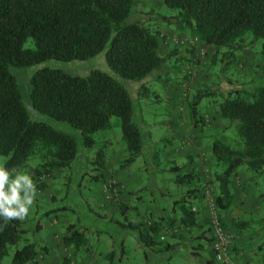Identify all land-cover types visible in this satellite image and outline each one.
Instances as JSON below:
<instances>
[{
    "label": "trees",
    "instance_id": "1",
    "mask_svg": "<svg viewBox=\"0 0 264 264\" xmlns=\"http://www.w3.org/2000/svg\"><path fill=\"white\" fill-rule=\"evenodd\" d=\"M135 0H0V156L1 166L12 171L23 166L33 154L40 162L34 167L36 175L53 169L70 168L77 155V142L67 132L52 125L30 119L23 105L15 77L10 67H29L45 60L61 62L84 61L104 50V62L114 76L99 69L85 75H75L59 68L40 67L28 77L29 107L56 122L78 130L85 147L93 144V134L110 126V117L119 120L120 135L128 153L125 161H132L141 151V131L133 120L134 109L124 80L142 81L159 71L172 58L175 62H189L193 48H171L161 55L158 51V29L143 21L129 20ZM173 12L160 20L177 30H187L212 50L211 62L232 61L234 52L244 46L255 48L253 74L258 83L250 88H229L220 93L217 113L226 120L224 135L238 145L212 139L209 151L217 169L212 172L215 185L213 204L219 213L232 202L231 182L241 165L260 173L264 170V0H162ZM30 39L32 47H23ZM197 89L188 103L192 126L202 122L195 118L196 104L206 95ZM103 153L98 150L94 163L103 165ZM176 167H172L174 171ZM196 177L192 169L176 175V183H191ZM95 180L103 182L102 174ZM197 187L191 186L172 204L178 205L179 222L192 227L197 212L190 202ZM119 211L125 206L118 203ZM22 221L4 225L0 220V260L7 245L23 239ZM247 221L233 219L231 225L244 229ZM117 226L133 231L141 244L151 249H167L158 239L159 220L148 225L134 220ZM220 224L224 227L222 219ZM219 224V226H220ZM221 230L223 231L222 227ZM207 230V229H206ZM86 229L68 224L61 237L62 245L72 249L87 245ZM203 236V235H202ZM206 240L212 245L210 227ZM201 248V243L196 244ZM230 257H233L227 250ZM49 254L47 244L25 243L16 248L10 264H36L35 256ZM264 253V250L262 251ZM199 257L198 252H193ZM196 257V258H197ZM213 248L205 264L215 261ZM216 261H218L216 259ZM218 263H220L218 261Z\"/></svg>",
    "mask_w": 264,
    "mask_h": 264
},
{
    "label": "rangeland",
    "instance_id": "2",
    "mask_svg": "<svg viewBox=\"0 0 264 264\" xmlns=\"http://www.w3.org/2000/svg\"><path fill=\"white\" fill-rule=\"evenodd\" d=\"M173 14L162 0H135L129 20L143 21L158 29V51L161 55L171 48H193L189 62L177 63L170 58L164 66L142 83L124 80L128 88L134 114L133 120L141 131V151L130 162L120 135L119 120L110 117V126L93 134V144L85 147L79 132L63 123L39 114L27 102L28 77L32 71L46 66L85 75L95 68L114 76L104 62V50L84 61L61 62L45 60L29 67H10L15 77L21 101L30 119L48 123L67 132L77 142V155L70 168L53 169L36 175L34 167L40 162L37 153L11 172L29 174L37 189L35 203L22 221L23 239L7 245L0 264H10L12 253L25 243L36 246L47 244L49 254L35 256L36 264H205L212 245L205 239L211 220L216 218L222 227L231 259L240 264H264V170L260 173L241 165L232 178V202L223 213L213 204L212 172L217 169L209 151L212 139L232 145L237 142L224 135L226 120L219 117L217 105L229 88H250L258 83L253 74L255 48L244 46L234 52L232 61L211 62L212 50L187 30H177L162 22L160 16ZM195 38L194 43L188 39ZM173 39H184L175 44ZM23 47H32L27 39ZM197 89H206L196 104L195 118L203 121L190 123L188 103ZM103 153V165L97 167L94 158ZM4 158L0 156V166ZM172 167H176L171 171ZM196 172L191 183H176L174 178L185 170ZM102 174L103 182L95 180ZM191 186L197 187L190 199L197 212V222L185 227L179 222L178 199ZM125 206L123 212L119 205ZM233 219L247 221L242 230L231 225ZM137 221L148 225L159 220L156 236L168 244L167 249H151L135 237L133 231L117 226V222ZM68 224L86 229L87 245L72 249L62 245L61 237ZM207 229V230H206ZM203 235V236H202ZM201 243V248H195ZM193 252H198L199 257ZM197 257V258H196ZM213 264H220L216 259ZM24 264H31L30 262Z\"/></svg>",
    "mask_w": 264,
    "mask_h": 264
},
{
    "label": "clouds",
    "instance_id": "3",
    "mask_svg": "<svg viewBox=\"0 0 264 264\" xmlns=\"http://www.w3.org/2000/svg\"><path fill=\"white\" fill-rule=\"evenodd\" d=\"M37 189L31 176L0 166V220L4 225L23 221L35 203ZM2 230V229H0Z\"/></svg>",
    "mask_w": 264,
    "mask_h": 264
},
{
    "label": "built area",
    "instance_id": "4",
    "mask_svg": "<svg viewBox=\"0 0 264 264\" xmlns=\"http://www.w3.org/2000/svg\"><path fill=\"white\" fill-rule=\"evenodd\" d=\"M195 38L188 39V42L194 43ZM175 44H183L184 39H173ZM211 228L213 231V240H212V248L215 253V258L220 262V264H240L234 262L228 254L227 251V241L224 235V232L221 230L219 226V222L216 218L211 220Z\"/></svg>",
    "mask_w": 264,
    "mask_h": 264
},
{
    "label": "crops",
    "instance_id": "5",
    "mask_svg": "<svg viewBox=\"0 0 264 264\" xmlns=\"http://www.w3.org/2000/svg\"><path fill=\"white\" fill-rule=\"evenodd\" d=\"M47 244H49V245H52V243H51V242H50V243L48 242Z\"/></svg>",
    "mask_w": 264,
    "mask_h": 264
}]
</instances>
